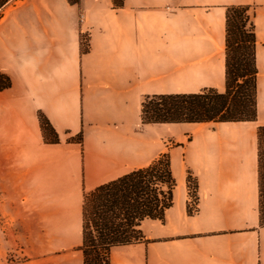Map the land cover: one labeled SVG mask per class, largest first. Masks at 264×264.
<instances>
[{"label": "crops", "instance_id": "1", "mask_svg": "<svg viewBox=\"0 0 264 264\" xmlns=\"http://www.w3.org/2000/svg\"><path fill=\"white\" fill-rule=\"evenodd\" d=\"M120 1L0 0V73L10 80L0 89L2 221L27 264H84L85 195L167 152L172 204L162 220L140 222L141 240L111 246L108 264H264V0ZM230 4L250 5L256 118L142 124L146 95L224 91ZM40 113L58 142L44 139Z\"/></svg>", "mask_w": 264, "mask_h": 264}, {"label": "trees", "instance_id": "2", "mask_svg": "<svg viewBox=\"0 0 264 264\" xmlns=\"http://www.w3.org/2000/svg\"><path fill=\"white\" fill-rule=\"evenodd\" d=\"M67 1L76 5L80 3V0ZM119 3L122 4V0ZM249 10L250 5L247 4H230L225 8L224 91L206 88L194 93L146 95L141 100L142 124L256 118V34ZM86 49L87 45L83 44L82 51ZM9 85V78L0 73V89ZM39 121L44 139L58 142V135L41 113ZM70 140L80 141L81 136ZM257 156L260 223L264 224V125L257 127ZM191 177L188 175V180ZM175 184L168 154L163 153L149 164L86 194L81 245L84 264H108L107 254L111 246L141 240L140 222L145 218L163 219L164 210L172 204ZM87 199L92 203L89 209Z\"/></svg>", "mask_w": 264, "mask_h": 264}, {"label": "rangeland", "instance_id": "3", "mask_svg": "<svg viewBox=\"0 0 264 264\" xmlns=\"http://www.w3.org/2000/svg\"><path fill=\"white\" fill-rule=\"evenodd\" d=\"M79 19H81V14H79ZM84 38L82 43L87 45L86 36H84ZM163 143L166 147H171L175 144V141L167 137L163 139ZM91 205V201L87 199V209H89ZM2 219L3 217L0 215V264H27L31 258L21 249L23 245L14 236V226L8 221L3 222Z\"/></svg>", "mask_w": 264, "mask_h": 264}, {"label": "built area", "instance_id": "4", "mask_svg": "<svg viewBox=\"0 0 264 264\" xmlns=\"http://www.w3.org/2000/svg\"><path fill=\"white\" fill-rule=\"evenodd\" d=\"M197 202H198V196L196 192V186L194 183V179L191 177L188 180V198H187L188 211H190L191 213L196 212L198 209Z\"/></svg>", "mask_w": 264, "mask_h": 264}]
</instances>
